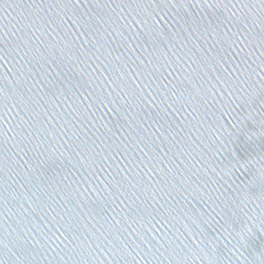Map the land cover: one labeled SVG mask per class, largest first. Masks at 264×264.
Instances as JSON below:
<instances>
[{"label":"water","instance_id":"water-1","mask_svg":"<svg viewBox=\"0 0 264 264\" xmlns=\"http://www.w3.org/2000/svg\"><path fill=\"white\" fill-rule=\"evenodd\" d=\"M0 264H264V0H0Z\"/></svg>","mask_w":264,"mask_h":264}]
</instances>
